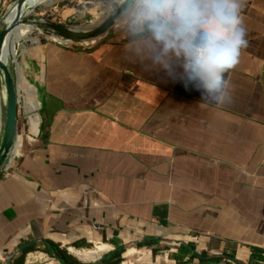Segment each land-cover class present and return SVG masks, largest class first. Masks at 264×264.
Listing matches in <instances>:
<instances>
[{
	"label": "crops",
	"instance_id": "obj_1",
	"mask_svg": "<svg viewBox=\"0 0 264 264\" xmlns=\"http://www.w3.org/2000/svg\"><path fill=\"white\" fill-rule=\"evenodd\" d=\"M241 19L221 100L142 71L116 25L87 47L51 30L24 53L0 264H264V0ZM102 243L94 261L68 251Z\"/></svg>",
	"mask_w": 264,
	"mask_h": 264
},
{
	"label": "clouds",
	"instance_id": "obj_2",
	"mask_svg": "<svg viewBox=\"0 0 264 264\" xmlns=\"http://www.w3.org/2000/svg\"><path fill=\"white\" fill-rule=\"evenodd\" d=\"M245 0H103L104 24L126 38L142 71L221 100L225 74L247 47Z\"/></svg>",
	"mask_w": 264,
	"mask_h": 264
},
{
	"label": "rangeland",
	"instance_id": "obj_3",
	"mask_svg": "<svg viewBox=\"0 0 264 264\" xmlns=\"http://www.w3.org/2000/svg\"><path fill=\"white\" fill-rule=\"evenodd\" d=\"M16 2L17 0H0V25L4 21L5 17L8 16L11 7ZM102 11H103V0H47L42 3H39L37 5L35 12L33 13L29 12V15L25 17V20L29 22V25L27 26H31L34 28L35 32L33 33L32 37L34 39L37 38L39 40V44L36 45L31 40L28 39L21 41V43L18 44V46H16L17 60L19 63L20 71H22L23 69L22 65L24 63V58L26 54L28 56L33 55L30 54L31 50L36 51L38 46L43 45L45 42L51 41L53 35L50 32L51 24H59L61 26H64V28L68 31L69 29H72L74 27L86 25L90 21L98 20L102 22L103 20L101 19L100 16ZM12 13L14 14L15 12L12 11ZM113 26H115L114 23L110 28H113ZM79 35H81V33H71L68 31L67 38L72 40L73 43L77 46H83V47L90 46V45H82V41L76 42L74 38ZM95 41H97V39ZM22 85H23L22 88H24V80ZM0 88L2 89L1 95H2V103H3V120H4L5 93L3 87L1 86ZM25 92L26 91L24 90V94L28 95L29 99L32 100L34 99L32 94ZM29 109L30 111L33 112V110H31L32 109L31 107H28V110ZM31 116H34V114L32 113L29 115L30 121H31ZM89 247H93V245H90L85 248H89ZM65 251L67 252L66 249ZM69 253L71 252L69 251ZM74 256L79 259L78 255H74Z\"/></svg>",
	"mask_w": 264,
	"mask_h": 264
},
{
	"label": "water",
	"instance_id": "obj_4",
	"mask_svg": "<svg viewBox=\"0 0 264 264\" xmlns=\"http://www.w3.org/2000/svg\"><path fill=\"white\" fill-rule=\"evenodd\" d=\"M27 0H17L15 3L19 8L26 4ZM29 25L25 19L18 18L14 23L9 24L4 21L0 25V87L4 89V115L2 132L0 136V174L13 161L12 152L16 143L21 140L18 131L19 121V63L17 55L14 53L15 47L11 44V35L20 25ZM112 24H104L103 21L94 29L88 32H79L73 29L68 31L71 33H81L74 40L81 42L88 39H98L105 34ZM64 38L63 35H59ZM72 41L70 39H66ZM2 91V89L0 88Z\"/></svg>",
	"mask_w": 264,
	"mask_h": 264
},
{
	"label": "bare ground",
	"instance_id": "obj_5",
	"mask_svg": "<svg viewBox=\"0 0 264 264\" xmlns=\"http://www.w3.org/2000/svg\"><path fill=\"white\" fill-rule=\"evenodd\" d=\"M44 1H47V0H27L26 4L21 8H19L16 4H14L10 9V13L8 14V16H6V21L9 24H11V23H14L18 18H21L24 20L25 17L29 15V12H31V13L35 12L37 5L39 3L44 2ZM12 11H14L15 13L13 14ZM100 23H101V21H98V20L97 21H90L86 25H81L78 27H74L72 29L75 31H79V32H88V31L96 28ZM34 32L35 31H34L33 27L23 25V24H20L15 29V31L11 35L10 41H11V44L14 45V47H15L14 53L16 55H17L16 46H18V44H20L21 41H23V40L29 39L34 44H36V45L39 44V40L37 38L34 39L32 37ZM94 41H95L94 39L84 40V41H82V45H90ZM22 83H23L22 72L19 69V86H20V88L23 86ZM1 94H2V92L0 90V136H1L2 125H3V103H2V95ZM23 98L25 101V105L27 107L28 106L31 107L32 108L31 110H33V111L36 110L37 104L34 100L29 99L28 95H26V94H24ZM30 112H32V111H30ZM31 120H32V126L34 128H36L37 124H38L37 117L31 116ZM20 147H21V140H19L15 145V148L12 152V157H11L12 159H14L19 154V152L21 151ZM110 248H111V245L102 243V244L94 245L93 247L83 248V249L69 247L68 251H70L74 255H78L80 260L94 261V260L100 258V256L103 253H105L107 250H109Z\"/></svg>",
	"mask_w": 264,
	"mask_h": 264
},
{
	"label": "trees",
	"instance_id": "obj_6",
	"mask_svg": "<svg viewBox=\"0 0 264 264\" xmlns=\"http://www.w3.org/2000/svg\"><path fill=\"white\" fill-rule=\"evenodd\" d=\"M50 28H51V30L54 31V33L56 35H63L65 37H67V35H68V31L64 28V26H61L59 24H51ZM18 129H19V132H21V127L18 128ZM32 250H34L33 247H26V248H24V254H26L27 252L32 251ZM58 255L65 256L66 253L64 251H61L60 249L54 250L53 251V256H58Z\"/></svg>",
	"mask_w": 264,
	"mask_h": 264
},
{
	"label": "built area",
	"instance_id": "obj_7",
	"mask_svg": "<svg viewBox=\"0 0 264 264\" xmlns=\"http://www.w3.org/2000/svg\"><path fill=\"white\" fill-rule=\"evenodd\" d=\"M107 34V33H106ZM106 34H104L102 37H104ZM99 38H101V37H99ZM94 43V42H93ZM92 43V44H93ZM91 45V44H90ZM28 131H30L31 132V125L29 124V126H28ZM10 166V165H9ZM9 166H7L6 168H5V170L4 171H6L8 168H9ZM34 262V258H32V260H31V263H33ZM262 263H264V261H262Z\"/></svg>",
	"mask_w": 264,
	"mask_h": 264
}]
</instances>
